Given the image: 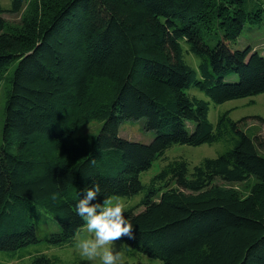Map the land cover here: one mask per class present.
Returning a JSON list of instances; mask_svg holds the SVG:
<instances>
[{
    "label": "trees",
    "instance_id": "1",
    "mask_svg": "<svg viewBox=\"0 0 264 264\" xmlns=\"http://www.w3.org/2000/svg\"><path fill=\"white\" fill-rule=\"evenodd\" d=\"M9 1L0 5V250L33 246L29 264H69L47 250L74 240L85 225L75 204L99 184L101 203L142 193L125 208L133 237L119 238L158 260L142 264H264V134L250 136L230 109L208 117L211 104L264 93V54L232 45L262 22L264 0ZM6 11L22 13L19 25ZM95 119L97 132L76 134ZM127 119H143L153 138L120 136ZM213 143L220 152L192 169L164 157L175 144ZM252 176L245 195L215 183ZM47 220L56 229L38 235Z\"/></svg>",
    "mask_w": 264,
    "mask_h": 264
},
{
    "label": "rangeland",
    "instance_id": "2",
    "mask_svg": "<svg viewBox=\"0 0 264 264\" xmlns=\"http://www.w3.org/2000/svg\"><path fill=\"white\" fill-rule=\"evenodd\" d=\"M10 4L9 0H0V5L4 8H8ZM3 18L13 26L19 25L22 17V13L4 12ZM250 44L259 52L264 54V18L262 22L249 25L242 34L232 42V45L236 48H243ZM185 59L188 60L194 67H196L198 59L191 53L185 54ZM7 89V82H0V146L2 143V127L4 124V103L5 93ZM201 96H204L200 93ZM230 109V116L233 119L243 118L241 124L243 129L250 135H262L264 134V124L255 118V115H259L264 118V93L254 96H248L244 98L232 99L225 101L221 104H211L208 113L209 120L216 122L217 115L220 111ZM143 119H127L123 121L119 126V135L130 140L149 142L154 135L153 130L145 129L143 126ZM102 121L91 120L85 125L79 127L76 130V134L95 133L99 130ZM222 149L221 143L213 144H201V145H187V144H175L168 148L164 154L166 159H173L176 157H184L189 163V169L199 163L204 157H214ZM260 154L264 156V146L259 148ZM165 163L164 159L159 157L154 160L152 166L140 174V179L143 183H146L156 172H158L161 166ZM255 178L252 176L250 179L242 182H226L219 178L215 180V183L233 188L240 194H247L250 186L255 182ZM142 197V193H138L132 196H112L110 199L113 201L119 200L124 203L125 208L136 205ZM143 206L136 208V211H140ZM37 234L43 235L45 232L56 229V225L52 224L50 220L38 223ZM86 238H91V234L86 228V224L76 233L74 240L63 246L51 247L47 251L50 254H54L61 258L64 262L69 264H100L99 259L89 260L87 257L80 254L78 248V241ZM115 250L120 254V262H138V263H152L158 262L156 259L150 258L143 252H140L126 242L118 239L114 241ZM34 251L33 246H29L26 250L22 249L14 254L0 250V264H29L31 261V253Z\"/></svg>",
    "mask_w": 264,
    "mask_h": 264
},
{
    "label": "clouds",
    "instance_id": "3",
    "mask_svg": "<svg viewBox=\"0 0 264 264\" xmlns=\"http://www.w3.org/2000/svg\"><path fill=\"white\" fill-rule=\"evenodd\" d=\"M101 192L100 185L94 184L84 190L75 204L76 215L82 218L91 234V238L78 241V248L89 260L98 258L100 264H119L120 254L115 250L114 241L121 236L132 238L133 225L125 216L124 203L111 199L101 203L97 200Z\"/></svg>",
    "mask_w": 264,
    "mask_h": 264
}]
</instances>
